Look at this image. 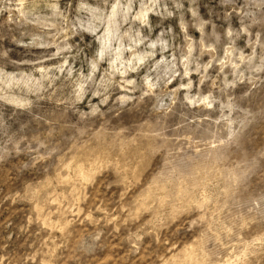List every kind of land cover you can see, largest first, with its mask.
<instances>
[{
	"label": "rangeland",
	"instance_id": "1",
	"mask_svg": "<svg viewBox=\"0 0 264 264\" xmlns=\"http://www.w3.org/2000/svg\"><path fill=\"white\" fill-rule=\"evenodd\" d=\"M0 264H264V0H0Z\"/></svg>",
	"mask_w": 264,
	"mask_h": 264
}]
</instances>
